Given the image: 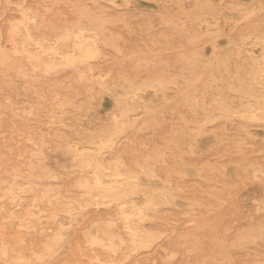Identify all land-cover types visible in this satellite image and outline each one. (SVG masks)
Instances as JSON below:
<instances>
[{"label": "rangeland", "instance_id": "374dc122", "mask_svg": "<svg viewBox=\"0 0 264 264\" xmlns=\"http://www.w3.org/2000/svg\"><path fill=\"white\" fill-rule=\"evenodd\" d=\"M30 1H17L18 6L23 8V12H26V6L28 12L31 10L30 14L26 12L30 18L25 15L27 18L24 20L22 17L25 13L20 15L21 8H16V0H9L7 5L6 0H0V55H2L0 56V108L4 110L7 108L3 110L5 113L0 109V235L4 236L8 245L17 251L27 250L37 245L42 248L50 247L49 250L52 253L43 264H87V262L92 264H264V0H101L102 2L95 0L96 4L94 0L92 3L91 0H81L83 4H86L83 5L84 8L80 0ZM52 1L56 2L54 6ZM22 2H26L30 8ZM44 2L51 7L44 6ZM125 2L128 3L125 4ZM57 3L60 4L55 7ZM73 5H77L80 12L79 10L77 12V8ZM42 6H44L43 10L47 11L46 15V12L41 9ZM12 7L16 8L15 11ZM82 8L87 11L85 12L87 17L84 12L80 14ZM32 10L36 13L34 16ZM92 14H95V17ZM80 15L82 21L79 19ZM83 16L85 17L82 18ZM96 16H100L102 20L101 18L98 20ZM35 17L37 20H34ZM90 18L94 19L93 23L97 22L92 25ZM7 20L12 25L8 24ZM19 20H24V23ZM35 21L39 25L42 23V27L39 28ZM50 21H53L55 26ZM49 23H52V26L48 25ZM20 24H23L25 28ZM73 24L77 25V28ZM89 25L95 28L90 27L93 30H88ZM43 26H46L47 30H44ZM36 28L39 33L44 32L41 33V37L38 36ZM56 28H58L57 32ZM80 29L82 34L76 32ZM97 29L104 30V33ZM10 30L16 31L13 33ZM52 31L58 35L54 33L57 35L54 37ZM7 32L11 35L10 38L6 36ZM69 34L76 35V38ZM95 34H98V37ZM26 35L33 40L28 42ZM51 35H53L51 40L53 41L54 38L55 41H53L54 45L51 40L48 41V39L50 43L47 44L48 42L44 39L51 38ZM65 37L68 44H65ZM68 37L72 40L70 41ZM55 38H59L57 45ZM24 40L27 42L24 43ZM63 40L65 45L62 44ZM90 41L94 44L92 45ZM104 41L107 47L104 46ZM35 42L40 44L41 48ZM76 42L79 44L82 42L83 46H80L81 44L77 46ZM71 43L74 48L77 46L78 53L77 51L75 53L76 49L72 50L73 47L69 45ZM60 44L67 45L64 48L65 51L62 49L64 46ZM49 45L54 46L53 48L57 46V50L62 47V50L58 52L56 49H51ZM36 46H38L37 49ZM89 46H93L94 51L91 54L95 52L99 54L95 55L96 58L90 54L92 48ZM18 47L20 51L21 48L24 49L22 50L24 54L30 50L29 57L27 54L21 55L22 52H19ZM32 48L35 54L31 51ZM39 49L42 54L48 53L47 55L44 53V56L40 54L44 61L42 56L41 58L38 56ZM66 49H69V52ZM47 50H53L54 55ZM70 50L74 51V54H70ZM86 50H89L90 55L85 52ZM36 51H39L38 57ZM64 52L67 55L66 60L69 61L64 62ZM55 53L59 57L55 56ZM100 54L106 57L103 59ZM72 55H75L74 58ZM23 57L24 59L27 57L30 62L24 61ZM51 60H54L53 64L49 62ZM59 60L60 63L63 60L59 64L60 68L56 64ZM75 60L79 64H76ZM86 60H88L87 64ZM40 61L43 66L41 69ZM46 62H48L47 65L50 64V67L46 65ZM69 62L74 67L69 66ZM32 63L37 65L30 66ZM48 68H53L50 69L52 73H46ZM95 68L96 71H93ZM90 69L92 70L89 71ZM79 72L82 73L81 77ZM23 77L25 79H22ZM79 79L80 82H78ZM105 81L106 84H104ZM133 84L135 88L132 87ZM117 85L121 87L118 88ZM115 86L118 89H125V92L114 89ZM52 91L56 93V96L52 93L55 98L51 95ZM62 91H66L65 94L68 96H65ZM116 94L121 97L118 98ZM123 94L127 100L122 97ZM48 95L52 98L50 99ZM64 97H67L68 102ZM8 101L11 106L8 105ZM69 102L75 106L70 105ZM58 103L63 104V106L58 105L59 108L62 106L61 110L57 107ZM64 105L69 108L65 109ZM28 108L33 112V115L29 112V117V113L26 112ZM8 109H11L13 113ZM10 112L14 114V117H11L13 115ZM53 112L56 113L53 114ZM52 115H54L53 118ZM47 119L53 121L47 122ZM54 131L57 135L53 133ZM28 137L33 140H28ZM82 140L88 141L89 148ZM89 140L92 141L89 142ZM30 150L37 155L34 152L32 154ZM71 154L75 157L74 159ZM34 155L38 158L35 159ZM98 158L103 162L107 161L109 165ZM22 159L25 164L33 160L30 161L31 166L28 163L26 167ZM34 159H38L39 163L37 161L35 163ZM113 161L118 162H115L116 165L114 163V167L110 165ZM99 162H102L103 166ZM77 164L78 170L75 169L78 167ZM84 164L89 169H86ZM124 164L125 169L132 171L131 173L123 169ZM22 167L29 170L25 168L26 171ZM80 167H83L82 170ZM41 168L45 170L42 172ZM107 168L110 170L107 171ZM84 169L94 170L96 180L92 177L93 172L89 174ZM113 169L115 174L111 172ZM68 174L71 176L68 177ZM130 174L132 179L128 177V175L131 177ZM103 175L108 177L105 179H108L110 183L104 180ZM119 175H122L121 179ZM116 176L120 180H117ZM99 181H103V184H99ZM21 183L23 185L20 186ZM38 184L40 186H37ZM32 187H36L33 192ZM50 188L51 192L53 189V192L57 191L56 194L50 193ZM43 190L45 192L47 190L46 193L43 192L44 195L41 194ZM84 190L85 194H83ZM58 192L62 195L59 193L56 196ZM89 193L93 196L91 197ZM34 194L36 200L33 198ZM44 196L47 198L44 199ZM74 198L77 201H74ZM84 198L87 200L82 201ZM54 199H60V201L55 202ZM64 200L72 201L62 203ZM89 200H91L90 203ZM126 202L130 206L126 205ZM59 203L64 207L67 206L64 209ZM41 207L46 211L45 213ZM55 209L58 210L55 211ZM39 212L43 218L39 216ZM20 214L27 215L23 216L27 217L25 222ZM60 217L61 220H59ZM29 219L32 220L29 221ZM48 219L52 220L51 224L46 223ZM43 223L49 224L48 227ZM58 224L64 227L57 228ZM99 224L102 226L100 227ZM42 225L43 227L46 225L47 228H43ZM35 226L41 228L37 229ZM29 228L36 231H31ZM49 228L53 231L51 232ZM139 234L142 235L139 236ZM48 235H51L50 238ZM153 235L155 237L158 235L160 238H155ZM29 236L35 237L30 239ZM109 254L113 256V260ZM108 258L112 262H107ZM93 260L96 263L92 262Z\"/></svg>", "mask_w": 264, "mask_h": 264}, {"label": "bare ground", "instance_id": "6f19581e", "mask_svg": "<svg viewBox=\"0 0 264 264\" xmlns=\"http://www.w3.org/2000/svg\"><path fill=\"white\" fill-rule=\"evenodd\" d=\"M6 1H7V3H5V4L7 5L9 0H6ZM17 1H18V0H16V2H17ZM20 1H21V0H20ZM25 1H27V0H25ZM28 1H30V0H28ZM35 1H36V0H35ZM43 1H44V0H43ZM43 1H40V2L42 3ZM46 1H47V0H46ZM57 1H58V0H56V2H57ZM60 1H61V0H60ZM60 1H59V2H60ZM77 1H78V0H77ZM77 1H76V3H77ZM80 1H81V0H80ZM84 1H85V0H84ZM89 1H90V0H89ZM100 1H101V0H100ZM108 1H109V0H108ZM111 1H113V0H111ZM111 1H110V2H111ZM114 1H115V0H114ZM125 1H126V0H125ZM163 1H164V0H163ZM4 2H5V1H4ZM4 2H2V3L4 4ZM30 2H31V1H30ZM30 2H29V3H30ZM49 2H50V0H49ZM56 2H55V3H56ZM65 2H66V4H68L67 1H65ZM82 2H83V1H81L80 3H82ZM90 2L92 3L93 1L91 0ZM101 2H102V1H101ZM110 2H109V3H110ZM161 2H162V1H161ZM11 3H12V2H11ZM22 3L27 4L26 2H22ZM46 3H47V2H44V3H43V4H45L44 6H47V5H48V7H51V6H49L48 3H47V4H46ZM53 3H54V2L52 1V4H53ZM55 3L53 4V6L55 5ZM61 3H62V2H61ZM69 3H70V2H69ZM94 3H95V0H94ZM111 3H112V2H111ZM127 3H128V2H125V4H127ZM9 4H10V3H9ZM20 4H21V3H20ZM31 4H32V3H31ZM50 4H51V3H50ZM52 4H51V5H52ZM59 4H60V3H59ZM59 4L57 3V5H56L55 7H57ZM95 4H96V3H95ZM95 4H93V5H95ZM97 4H98V3H97ZM12 5H13V4H12ZM14 5H15V4H14ZM14 5H13V6H14ZM18 5H19V4H18V2H17V7H16V5H15L14 7L19 8L20 6H18ZM27 5H28V4H27ZM38 5H39V4H38ZM79 5H80V4L78 3V7H80ZM83 5H86V4H85V3H84V4L82 3L81 6L84 8L85 6H83ZM112 5H113V4H112ZM8 6H9V5H8ZM8 6H7V7H8ZM10 6H11V4H10ZM10 6H9V7H10ZM44 6H42V8H41V7H40V8L43 10V7H44ZM74 6H75V5H73V7H74ZM76 6H77V5H76ZM76 6H75V7H76ZM126 6H127V5H126ZM9 7H8V8H9ZM28 7L30 8V5H28ZM33 7H34V5H33ZM35 7H38V6H35ZM75 7H74V8H75ZM78 7H76V8H77L76 11L80 9V8L78 9ZM98 7H99V6H98ZM3 8H4V6H3ZM8 8H7V10H8ZM12 8H13V7H12ZM16 8H15V9H16ZM20 8H21V7H20ZM25 8L28 10L27 6H26ZM46 8H47V7H46ZM74 8H73V9H74ZM83 8L81 9V10H82V12L80 13L81 15H82L83 12H84V13L87 12V11H85V9H83ZM1 9H2V8H1ZM13 9H14V8H13ZM15 9H14V11H15ZM31 9H32V8H31ZM48 9H49V8H48ZM50 9H51V8H50ZM55 9H56V8H55ZM55 9H54V11H55ZM73 9H72V10H73ZM22 10H23V8H21V11H20V12H22V13H21L20 15H23V13H25V14L23 15L24 17H22V18H23V19H24V18H27V17L30 18V16H28L27 13H26V12H28L29 10H28V11L25 10L26 12H23L24 10H23V11H22ZM39 10H40V9H39ZM46 10H47V9H46ZM52 10H53V9H52ZM74 10H75V9H74ZM2 11H3V10H2ZM32 11H33L32 13L35 12L34 10H32ZM56 11H57V9H56ZM101 11H102V10H101ZM20 12H19V13H20ZM30 12H31V10H30ZM30 12H28V13L30 14ZM36 12H37V11H36ZM43 12H46L45 15L47 14V11H44V10H43ZM50 12H51V11H50ZM77 12H78V11H77ZM79 12H80V10H79ZM98 12H99V11H98ZM5 13H6V12H5ZM40 13H41V11H40ZM40 13H39V14H40ZM48 13H49V11H48ZM51 13H52V12H51ZM51 13H50V14H51ZM84 13H83V14H84ZM100 13H102V12H100ZM1 14H2V13H1ZM15 14H16V12H15ZM35 14H36V13H34L33 16H34ZM86 14H87V13H85V16H86ZM89 14H90V13H89ZM18 15H19V14H18ZM25 15H27V17H26ZM42 15H44V13H43ZM81 15L79 16V19H80ZM92 15L95 17V14H92ZM37 16H38V15H37ZM40 16H41V15H40ZM40 16H39V17H40ZM47 16H48V15H47ZM50 16L52 17V15H50ZM85 16H83L82 18H84ZM12 17H13V15H12ZM20 17H21V16H20ZM41 17H42V16H41ZM48 17H49V16H48ZM86 17H87V16H86ZM88 17H89V15H88ZM91 17H92V16H91ZM94 17H93V18H94ZM97 17H98V16H96V18H97ZM5 18H7V17H5ZM13 18H14V17H13ZM22 18H20V19H22ZM29 18H28V19H29ZM35 18H36V17H35ZM44 18H45V17H44ZM76 18H77V17H76ZM99 18H101V17L99 16V17H98V20H99ZM33 19H34V18H33ZM52 19L54 20V18H52ZM55 19H56V18H55ZM85 19H86V18H85ZM88 19H89V18H88ZM24 20H25V19H24ZM24 20H21V21L19 20V21L24 23ZM31 20H32V19H30V21H31ZM34 20H37V18L34 19ZM56 20H57V19H56ZM80 20H81V19H80ZM86 20H87V19H86ZM86 20H83V21L85 22ZM101 20H102V18H101ZM101 20H100V21H101ZM108 20H109V18H108ZM4 21H5V20H4ZM4 21H2V22H4ZM26 21H27V19H26ZM30 21H29V22H30ZM38 21H39V19H38ZM48 21H49V20H48ZM57 21H59V20H57ZM76 21H77V23L80 24V22H79L78 20H76ZM81 21H82V20H81ZM89 21L92 22V21H94V19L92 20V19L90 18ZM95 21H96V20H95ZM2 22H1V23H2ZM7 22H8V20H7ZM7 22H5V23H7ZM12 22H14V20H12ZM16 22H17V21H15V23H16ZM20 22H18V23H20ZM31 22H33V21H31ZM31 22H30V23H31ZM35 22H36V21H35ZM41 22H42V18H41ZM50 22L53 23V21H50ZM90 22H88V23H90ZM96 22H97V21H96ZM96 22H95V23H96ZM10 23H11V22H10ZM10 23L8 22V24H10ZM18 23H17V24H18ZM42 23H43V22H42ZM42 23H41V25H42ZM52 23H51V24H52ZM55 23H56V22H55ZM57 23H58V22H57ZM57 23H56V24H57ZM95 23L92 22L91 24L93 25V24H95ZM102 23H103V22H102ZM31 24H32V23H31ZM35 24H38V22H36ZM44 24H45V23H44ZM51 24L49 23L48 25H51ZM70 24H72V23H70ZM75 24H76V22H75ZM79 24H78V26H79ZM83 24H84V23H83ZM11 25H12V23H11ZM20 25H21V24H20ZM20 25H19V26H20ZM38 25H39V24H38ZM41 25H39L38 27H39V28L42 27ZM46 25H47V24H46ZM52 25L55 26L54 23H53ZM52 25H51V26H52ZM73 25H74V24H73ZM97 25H98V24H97ZM97 25H96V26H97ZM19 26H18V29H19ZM21 26H23V24H22ZM21 26H20V27H21ZM25 26H26V25H25ZM61 26H62V25H61ZM61 26H60V27H61ZM65 26H66V25H65ZM70 26H72V25H70ZM74 26H75V25H74ZM74 26H73V29L76 30V28H77L76 26H77V25L75 26L76 28H74ZM80 26H81V25H80ZM9 27H10V25H9ZM12 27H14V26H12ZM38 27H37V28H38ZM45 27H46V26H43L44 30H45V29L47 30V28H45ZM85 27H86V26H85ZM87 27H88V26H87ZM90 27H92V26L89 25V27H88L89 29H88V30H93V29L95 28V26H93L94 28L92 27L93 29H92V28L90 29ZM101 27H102V26H101ZM3 28H4V27H3ZM10 28H11V27H10ZM23 28H25V27L23 26ZM37 28H36V30H37V32H38L39 30H38ZM61 28H62V27H61ZM61 28H60V31H61ZM66 28H67V27H66ZM66 28H65V29H66ZM70 28H71V27H70ZM78 28H80V27H78ZM81 28H82V27H81ZM97 28H99V25L97 26ZM62 29H64V27H63ZM6 30H7V29H6ZM24 30H25V29H23V31H24ZM34 30H35V29H34ZM36 30H35L34 32H36ZM40 30H41V29H40ZM52 30H53V27H52ZM54 30H55V27H54ZM84 30H85V28L83 29V32H84ZM97 30H101V31H102V29H97ZM10 31L13 32L12 30H10ZM15 31H16V30H15ZM15 31H14V32H15ZM20 31H21V30H20ZM42 31H43V30H42ZM49 31H50V30H49ZM57 31H58V28H56V32H57ZM60 31H59V32H60ZM73 31H74V30H73ZM101 31H99L100 34H102V32H103L104 30H103L102 32H101ZM14 32H13V33H14ZM17 32H18V31H17ZM47 32H48V31H47ZM56 32L52 31L53 35H54V33H56ZM61 32H62V31H61ZM69 32H70V31H69ZM76 32H77V33L79 32L80 34L83 33V32L81 33V29H80V31L77 30ZM30 33H31V32H30ZM38 33H39V32H38ZM41 33H44V32H41V31H40L39 35H38V34H37V35L40 36ZM49 33H51V32H49ZM71 33H73V32L71 31ZM103 33H104V32H103ZM3 34H4V32H3ZM3 34H2V35H3ZM5 34H8V35H6L7 37L11 36V35H9L8 32L5 33ZM15 34H16V33H15ZM15 34H14V35H15ZM25 34H27V33H26V30H25ZM32 34H33V33H32ZM32 34H31V35H32ZM56 34L58 35V33H56ZM56 34H55V35H56ZM63 34H66V33L63 32ZM67 34H68V33H67ZM21 35H22V34H21ZM43 35H44V34H43ZM53 35H51V38H49V37L46 38V37H45L44 39H46V41L49 39L48 41H50V40L52 39V36H53ZM55 35H54V37L57 36V35H56V36H55ZM95 35H96V34H95ZM97 35H98V34H97ZM97 35H96V37H98ZM102 35H103V34H102ZM29 36H30V35H29ZM41 36H42V35H41ZM41 36H40V37H41ZM44 36H45V35H44ZM44 36H43V37H44ZM49 36H50V35H49ZM61 36H62V35H61ZM69 36H71V37H75L76 35L74 36V35H72V34H69ZM81 36H82V35H81ZM2 37H3V36H2ZM7 37H6V38H7ZM35 37H36V36H35ZM43 37H42V38H43ZM66 37H67V36H66ZM66 37H65V39H66ZM77 37H80V36H77ZM101 37H102V36H101ZM106 37H107V36H106ZM9 38H10V37H9ZM30 38H31V36H30ZM42 38H41V39H42ZM63 38H64V37L62 36V39H63ZM75 38H76V37H75ZM75 38H74V39H75ZM99 38H100V36H99ZM99 38H98V39H99ZM3 39H4V37H3ZM20 39H21V37H20ZM24 39H25V38H24ZM28 39H29V37L26 35V40H27L28 42H29L30 40H33V39H29V40H28ZM44 39H43V40H44ZM58 39H59V38H57V39L55 38V40H57L56 43H55L56 45H57V43H58ZM68 39H69V37H68ZM70 39L72 40V38H70ZM70 39H69V40H70ZM98 39H97V40H98ZM105 39H106V38H105ZM16 40H17V39H16ZM18 40H19V38H18ZM26 40H24V43H25ZM43 40H42V41H43ZM71 40H70V41H71ZM97 40H96V41H97ZM99 40H100V39H99ZM102 40H103V39H102ZM108 40H110V39H108ZM108 40H105V41H108ZM9 41L11 42L10 39H9ZM27 41H26V42H27ZM48 41H47V42H48ZM51 41H52V40H51ZM53 41H54V38H53ZM53 41H52V42H53ZM67 41H68V40L66 39V42H67ZM75 41H78V40L75 39ZM85 41H86V40H85ZM91 41H92V40H91ZM91 41H90V43L93 45L94 42H95V39H94V42H93V43H92ZM100 41H101V40H100ZM105 41H104V46L106 45ZM10 42H9V43H10ZM20 42H22V41H20ZM40 42H41V41H40ZM43 42H45V41H43ZM43 42H42V43H43ZM54 42H55V41H54ZM54 42H53V45H54ZM66 42H65V44H68V42H67V43H66ZM73 42H74V40H73ZM86 42H87V41H86ZM97 42H98V41H97ZM97 42H96V43H97ZM110 42H111V41H110ZM6 43H7V41H6ZM22 43H23V42H22ZM22 43H21V44H22ZM31 43H33V42H31ZM35 43H36V42H35ZM35 43H34V45H35ZM42 43H41V44H42ZM49 43H50V42H48L47 44H49ZM69 43H70V42H69ZM74 43H75V42H74ZM84 43H85V42H84ZM101 43H102V42H100V44H101ZM107 43H108V42H107ZM11 44H12V43H11ZM11 44H10V45H11ZM29 44H30V43H29ZM29 44H28V45H29ZM36 44H37V43H36ZM43 44H44V43H43ZM62 44H64V40L62 41ZM62 44H60V45H61V46H64V45H65V44H64V45H62ZM76 44H78L77 46H79L80 44H81L80 46H83V43H82V42H81L80 44L76 42ZM86 44H87V43H86ZM86 44H85V45H86ZM10 45H9V46H10ZM25 45H26V44H25ZM25 45H24V46H25ZM37 45L40 46V44H37ZM51 45H52V44H51ZM56 45H55V46H56ZM69 45L72 46V43L69 44ZM88 45H89V43H88ZM88 45H87L86 47H88ZM97 45H98V44H97ZM11 46L13 47V44H12ZM49 46H50V45H49ZM58 46H59V45H58ZM66 46H67V45H66ZM66 46H64L63 48L61 47V48L64 49ZM70 46H68V47L71 48ZM77 46H75V48L72 46V47H73L72 50H73V49H76ZM102 46H103V44L101 45V47H102ZM21 47H23V45H21ZM25 47H26V46H25ZM30 47H32V46H30ZM37 47H38V46H36V49H37ZM44 47H45V46H44ZM47 47H48V46H47ZM50 47H52V46H50ZM53 47H54V46H53ZM53 47H52L51 49H56V50H57V46H56L55 48H53ZM89 47H90V46H89ZM101 47H100V48H101ZM106 47H107V45H106ZM15 48H16V47H15ZM23 48H24V47H23ZM28 48H29V46H28ZM40 48H41V46H40ZM61 48H60V50H62ZM81 48H83V47H81ZM90 48H92V50H91ZM90 48H89V49H90V54H91L94 50H93V46L90 47ZM96 48H97V47H96ZM96 48H95V49H96ZM0 49H1V46H0ZM2 49H3V48H2ZM18 49H19V47H18ZM25 49H26V48H25ZM30 49H31V48H30ZM48 49H50V48H48ZM86 49H87V48H86ZM22 50H24V49L21 48V51H20V49H19V52H22V54H21V53H19V54H21V55H23V56H25V54H27V56H28V53L30 54V52H29L30 50L27 51V52L25 51V52H26L25 54L23 53ZM39 50H40V53H39V51H36V52H37V53H36V56H37L38 53H39L38 56H40V54H42V53H41V52H42L41 49H39ZM60 50H57V51L59 52ZM66 50H67V49H66ZM72 50H70V54L74 52V51L71 52ZM77 50H78V49L75 50V53H76ZM98 50L100 51V49H98ZM98 50H96L97 53H98ZM101 50L103 51V49H101ZM0 51H1V50H0ZM14 51H15V50H14ZM31 51L34 53L33 48H32ZM43 51H44V50H43ZM45 51H46V49H45ZM47 51L53 52V50H52V51H51V50H47ZM57 51H56V52H57ZM64 51H65V49H64ZM67 51L69 52V49H68ZM88 51H89V50H86L85 52L87 53ZM15 52H16V51H15ZM58 52H57V53H58ZM62 52H63V51H62ZM83 52H84V50H83ZM103 52H104V51H103ZM13 53H14V52H13ZM33 53H31V54H33ZM44 53H45V52H44ZM44 53L42 54L43 56H44ZM57 53H55V56H58V55H56ZM77 53H78V51H77ZM86 53H85V54H86ZM100 53H101V51H100ZM0 54H1V52H0ZM10 54H12V53H10ZM34 54H35V53H34ZM45 54L47 55L48 53H45ZM50 54H52V53H50ZM50 54H49V55H50ZM59 54H60V53H59ZM65 54H66V53L64 52V56H65L64 58H65V60L62 58V59L64 60V62H65V61H69V60H66V56H67V55H65ZM67 54H68V53H67ZM70 54H69V55H70ZM73 54H74V53H73ZM82 54H83V53H82ZM82 54H81V55H82ZM88 54H89V52H88ZM90 54H89V55H90ZM17 55H18V54H17ZM17 55H15V56H17ZM21 55H20V56H21ZM42 55H41V56H42ZM53 55H54V52H53ZM69 55H68V56H69ZM77 55H80V54H77ZM77 55H76V56H77ZM91 55H94V56H95V55H97V54H96V52H95V53H93V54H91ZM98 55H99V54H98ZM98 55H97V56H98ZM100 55H101V54H100ZM103 55H104V54H103ZM0 56H2V55H0ZM4 56H6V55L4 54ZM13 56H14V55H13ZM31 56H32V55H31ZM38 56H37V57H38ZM41 56H40L39 58H41ZM43 56H42V59H43ZM73 56H75V55H72V58H74ZM97 56H95V58H96ZM28 57H29V56H28ZM46 57H47V56H46ZM48 57H49V56H48ZM50 57H52V56H50ZM58 57H59V56H58ZM78 57H80V56H78ZM101 57L103 58L104 56L101 55ZM105 57H106V56H105ZM105 57H104V58H105ZM5 58H6V57H5ZM18 58H20V57H18ZM31 58H32V57H31ZM53 58H54V57H53ZM53 58H52V59H53ZM55 58H57V57H55ZM68 58L70 59L71 57H68ZM90 58H93V57H90ZM95 58H93V59H95ZM104 58H103V59H104ZM1 59H2V57H1ZM22 59H23L24 61L30 62V61L28 60L27 57H25V59H24V57H23ZM22 59H21V60H22ZM26 59H27V60H26ZM34 59H35V58H34V55H33V60H34ZM48 59H49V58H48ZM75 59H76V58H75ZM31 60H32V59H31ZM38 60H40V59H38ZM54 60H55V59H54ZM54 60H53V61H54ZM60 60H61V58H60ZM60 60H59V63H56V64L58 65L57 67H59V68H60L59 64H61V63L63 62V60H62L61 63H60ZM91 60H92V59H91ZM43 61H44V59H43ZM53 61L51 60V61H49V62H51V63L53 64ZM57 61H58V58H57ZM72 61H73V60H72ZM87 61H88V60H86V64H87ZM27 62H26V64H27ZM32 62H33V61H32ZM74 62H76V60H75ZM74 62H73L72 64H74ZM22 63H23V62H22ZM37 63L39 64L38 61H37ZM40 63H41V61H40ZM43 63H44V62H43ZM69 63H70V62H69ZM69 63H68V64H69ZM77 63L79 64V62H76V64H77ZM7 64H8V63H7ZM13 64H14V62H13ZM44 64H45V63H44ZM44 64H43V65H44ZM47 64H48V62H46V65H47ZM66 64H67V63H66ZM80 64H82V63H80ZM28 65H29V63H28ZM36 65H37V64H36ZM36 65H33V63H32L30 66H36ZM49 65H50V64H49ZM49 65H47V66H49ZM2 66H3V65H2ZM26 66H27V65H26ZM38 66H39V65H38ZM40 66H42V63H41ZM44 66H45V65H44ZM51 66H52V65H51ZM69 66H73V65H71V63H70ZM77 66H78V65H77ZM77 66H76L75 68H77ZM83 66H84V65H83ZM22 67H23V65H22ZM45 67H46V66H45ZM45 67H44V69H45ZM49 67H50V66H49ZM55 67H56V65H55ZM55 67H53V68H55ZM57 67H56V68H57ZM61 67H62V65H61ZM63 67H64V66H63ZM73 67H74V66H73ZM23 68L25 69V67H23ZM30 68H31V67H30ZM33 68H34V67H32V69H33ZM41 68H43V66L40 67V69H41ZM53 68H52V69H53ZM56 68H55V69H56ZM59 68H58V69H59ZM67 68H69V67H67ZM79 68H80V67H79ZM81 68H82V66H81ZM87 68H88V67H87ZM91 68H92V66H91ZM1 69H2V67H1ZM32 69H31V70H32ZM37 69H38V68H37ZM50 69H51V68H50ZM50 69L48 68L46 73H48V72H49V73H52V72H51L52 69H51V70H50ZM73 69H74V68H73ZM73 69H71V70L74 71ZM48 70H49V71H48ZM56 70H57V69H56ZM56 70H55V71H56ZM80 70H81V69H80ZM82 70H83V69H82ZM87 70H88V69H87ZM91 70H92V69H90L89 71H91ZM98 70H99V69H98ZM16 71H17V70H16ZM32 71H33V70H32ZM34 71H36V70H34ZM37 71H38V70H37ZM37 71H36V72H37ZM39 71H40V70H39ZM93 71H96V68H95V70H93ZM25 72H26V71H25ZM40 72H41V71H40ZM74 72H75V71H74ZM110 72H112V71H110ZM7 73H8V71H7ZM18 73H19V72H18ZM79 73H80V74H79ZM79 73H78V74H79L80 77H81V74H82V73H81V72H79ZM89 73L91 74V72H89ZM20 74H21V73H20ZM24 74H25V73H24ZM27 74H28V73L26 72V75H27ZM30 74H31V73H30ZM69 74H70V73H69ZM73 74L75 75V73H73ZM76 74H77V72H76ZM83 74H85V73H83ZM32 75H33V74H32ZM34 75H35V74H34ZM87 75H88V74H87ZM116 75H117V74H116ZM17 76H18V74H17ZM22 76H23V75H22ZM37 76H38V74H37ZM43 76H44V75H43ZM71 76H72V75H70V77H71ZM105 76H106V75H104V77H105ZM117 76H118V75H117ZM19 77H20V76H19ZM80 77H79V78H80ZM86 77H87V76H86ZM98 77H99V75H98ZM104 77H103V78H104ZM108 77H109V76H108ZM121 77H122V76H121ZM28 78H29V77H28ZM91 78H92V77H91ZM101 78H102V77H101ZM0 79H1V78H0ZM22 79H25V78L23 77ZM22 79H21V80H22ZM34 79H35V78H34ZM77 79H78V78H77ZM87 79H88V78H87ZM107 79H108V78H107ZM124 79H125V78H124ZM15 80H16V79H14V81H15ZM18 80H19V79H18ZM71 80H72V79H71ZM73 80H74V79H73ZM83 80H84V79H83ZM111 80H112V79H111ZM122 80H123V79H122ZM14 81H13V82H14ZM16 81H17V80H16ZM106 81H107V80H106ZM106 81H105L104 84L107 83ZM112 81H114V79H113ZM13 82H12V83H13ZM22 82H23V81H22ZM33 82H34V81H33ZM36 82H37V80H36ZM71 82H72V81H71ZM71 82H70V83H71ZM76 82H77V81H76ZM78 82H80V79H79ZM78 82H77V83H78ZM81 82H82V81H81ZM87 82H90V81H87ZM125 82H126V81H125ZM30 83H31V82H30ZM108 83H109V82H108ZM112 83H113V82H112ZM117 83H118V82H117ZM35 84H36V83H35ZM81 84H82V83H81ZM27 85H28V84H27ZM77 85H78V84H77ZM23 86H24V85H23ZM25 86H26V85H25ZM78 86H79V85H78ZM78 86H77V87H78ZM89 86H90V83H89ZM106 86H107V85H106ZM117 86H118V88H119L120 85H117ZM117 86H115L114 89H116ZM123 86H124V85H123ZM130 86H131V85H130ZM26 87H27V86H26ZM35 87H36V86H35ZM67 87H69V85H67ZM104 87H105V86H104ZM112 87H114V86H112ZM120 87H121V86H120ZM132 87L135 88V87H134V84H133ZM22 88H23V87H22ZM79 88H80V87H79ZM118 88H117V89H118ZM129 88H131V87H129ZM31 89H32V88H31ZM59 89H60V88H59ZM72 89H73V88H72ZM82 89H83V88H82ZM91 89H92V88H91ZM110 89H111V87H110ZM114 89H111V90H114ZM117 89H116V90H117ZM120 89H121V88H120ZM120 89H118V90H120ZM127 89H128V88H127ZM127 89H126V91H127ZM131 89H132V88H131ZM131 89H129V90H131ZM61 90H63V89H61ZM69 90H70V88H69L68 90H66V91L68 92ZM86 90H87V89H86ZM121 90H123V89H121ZM132 90H133V89H132ZM8 91H9V90H8ZM21 91H22V90H21ZM66 91H64V92L62 91V93L65 94ZM83 91H85V90H83ZM123 91L125 92V89H124ZM10 92H11V91H10ZM32 92H33V90H32ZM58 92H59V91H58ZM85 92H86V91H85ZM116 92H117V91H116ZM128 92H132V91H128ZM33 93H34V92H33ZM52 93H53V91L51 92V95H53V94L55 95V94H56V93H53V94H52ZM119 93H120V92H119ZM132 93H133V92H132ZM48 94L50 95V93H48ZM64 94H62V95H64ZM85 94H86V93H85ZM127 94H128V93H127ZM130 94H131V93H130ZM26 95H27V94H26ZM49 95H48V96H49ZM54 95H53V97H54ZM57 95L59 96V94H57ZM66 95L68 96V94H65V96H66ZM76 95H77V94H76ZM116 95H118V94H116ZM32 96H33V94H32ZM55 96H56V95H55ZM49 97H50V99L52 98L51 96H49ZM49 97H48V98H49ZM120 97H121V96L118 95V98H120ZM122 97H124V99L127 100V99L125 98L124 94H123ZM54 98H55V97H54ZM62 98H63V96H62ZM64 98H66V100H65V99H63V100H65L66 102H68V101H67V97H64ZM56 99H57V98H56ZM121 99H122V98H121ZM124 99H122V100H124ZM4 100H5V99H4ZM53 100H54V99H53ZM122 100H121V101H122ZM5 101H6V100H5ZM69 101H70V100H69ZM189 101H190V100H189ZM8 102H9V101H8ZM8 102H7V103H8ZM51 102H52V101H50V103H51ZM53 102H54V101H53ZM55 102H57V101L55 100ZM58 102H60V101H58ZM122 102H123V101H122ZM61 103H64V102H61ZM61 103H58V104H57V107H58V108H59L58 105H60ZM69 103H70V105H73V104H71V102H69ZM69 103H68V106H69ZM188 103H189V102H188ZM188 103H187V104H188ZM51 104H52V103H51ZM51 104H50V105H51ZM8 105H10V102H9ZM47 105H48V104H47ZM50 105H48V106H50ZM61 105L63 106V104H61ZM65 105H67V103H66ZM65 105H64V107H65ZM10 106H11V105H10ZM53 106H54V105H53ZM62 106H61V107H62ZM73 106H75V105H73ZM192 106H193V105H192ZM192 106H191V107H192ZM0 107H1V106H0ZM4 107H5V106H4ZM31 107H32V106H31ZM46 107H47V106H46ZM55 107H56V106H55ZM55 107H53V108L56 109ZM61 107L59 108L60 110H61ZM66 107H67V106H66ZM66 107H65V109H68V108H69V107H67V108H66ZM124 107H125V106H124ZM189 107H190V106H189ZM10 108H11V107H10ZM33 108H34V107H33ZM58 108H57V109H58ZM127 108H128V107H127ZM0 109H2V111L4 110V108H0ZM6 109H7V108H6ZM6 109H5V110H6ZM48 109H49V108H48ZM48 109H47V110H48ZM51 109H52V108H51ZM51 109H50V110H51ZM74 109H75V107H74ZM128 109H129V108H128ZM5 110H4V111H5ZM8 110H10V111L13 113V111H12L11 109H8ZM8 110H7V112H8ZM31 110H33V109H31ZM60 110H59V111H60ZM122 110H123V109H122ZM0 111H1V110H0ZM4 111H3V112H4ZM62 111H63V110H62ZM123 111H125V110H123ZM11 112H10V113H11ZM24 112H25V111H24ZM24 112H23V113H24ZM26 112H27V113L31 112L32 115H33V112L30 111L29 108H28V110H26ZM120 112H122V111H120ZM4 113H5V112H4ZM4 113H3V114H4ZM12 113H11V115H13V116H11V117H14V114H12ZM14 113H17V112H14ZM21 113H22V112H21ZM45 113H46V111H45ZM54 113H56V112H53V114H54ZM59 113H60V112H59ZM123 113H124V112H123ZM128 113H130V112H128ZM128 113H127V114H128ZM50 114H51V113H50ZM65 114H66V113H65ZM47 115H48V114H47ZM58 115H59V114H58ZM61 115H62V114H61ZM2 116H3V115H2ZM17 116H18V115H17ZM29 116H30V113L28 114V117H29ZM44 116H45V114H44ZM53 116H54V115H52L51 117L53 118ZM62 116H63V115H62ZM5 117H6V116H5ZM28 117H27V118H28ZM34 117H35V116H34ZM8 118H9V116L7 117V119H8ZM16 118H17V117L15 116V119H16ZM45 118H46V117H45ZM52 118H50V119H52ZM55 118H56V117H55ZM55 118H54V119H55ZM60 118H61V117H60ZM60 118H59V119H60ZM5 119H6V118H5ZM11 119H12V118H11ZM22 119H23V118H22ZM35 119H36V117H35ZM48 119H49V117H48ZM48 119H47V122H50L51 120H48ZM123 119H124V118H123ZM128 119H130V118H128ZM131 119H132V118H131ZM56 120H57V119H56ZM8 121H10V120H8ZM8 121H7V122H8ZM13 121H14V120H13ZM20 121H21V119H20ZM52 121H53V120H52ZM52 121H51V122H52ZM124 121H125V119H124ZM10 122H12V121H10ZM126 122H127V121H126ZM133 122H134V121H132V123H133ZM17 123H18V121H17ZM39 123H41V122L39 121ZM122 123L125 124V122H123V120H122ZM129 123H130V122H129ZM132 123H131L130 125H132ZM134 123H135V122H134ZM37 124H38V122H37ZM116 124H117V123H116ZM118 124H119V123H118ZM120 124H121V123H120ZM135 124H136V123H135ZM43 125H44V124H43ZM128 125H129V124H127V126H128ZM31 126H32V125H31ZM53 126H55V125L53 124ZM53 126L50 125V127H52V128H53ZM64 126H65V125H64ZM123 126H124V125H123ZM12 127H13V126H12ZM57 127H58V126H57ZM116 127H117V126H116ZM118 127H119V126H118ZM120 127H121V125H120ZM122 128H123V127H122ZM25 129H27V127H26ZM25 129H23V130L25 131ZM50 129H51V128H50ZM14 131H15V130H14ZM27 131H28V130H27ZM58 131H59V130H58ZM16 132H17V131H16ZM16 132H15L14 134H16ZM20 132H21V131H20ZM60 132H61V131H60ZM17 133H18V132H17ZM23 133H24V132H23ZM28 133H30V131H29ZM53 133L56 134L55 131H54ZM53 133H52V134H53ZM24 134H25V133H24ZM31 134H32V133H31ZM33 134L35 135V132H34ZM28 135H29V137H30V134H28ZM28 135H27V136H28ZM41 135H42V134H41ZM56 135H57V134H56ZM103 135H104V134H103ZM24 136H25V135H24ZM39 136H40V135H39ZM42 136H43V135H42ZM42 136H41V137H42ZM44 136H45V135H44ZM46 136H47V135H46ZM53 136H54L53 138H55V135H54V134H53ZM101 136H102V135H101ZM104 136H105V135H104ZM19 137H20V136H19ZM25 137H26V136H25ZM29 137H28V138H29ZM56 137H57V136H56ZM26 138H27V137H26ZM44 138H46V137H44ZM57 138H58V137H57ZM90 138H91V136H90ZM9 139H10V138H9ZM48 139H50V138H48ZM83 139H84V138H83ZM92 139H93V138H92ZM98 139H99V137H98ZM25 140H27V139H25ZM28 140H30V138H29ZM28 140H27L26 142H28ZM32 140H33V139H31L30 141H32ZM37 140H38V139H37ZM52 140H54V139H52ZM56 140H57V139H56ZM104 140H105V138H104ZM44 141H45V140H44ZM50 141H51V140H50ZM82 141H83V140H82ZM84 141H85V140H84ZM84 141H83V142H84ZM90 141H92V140H89V142H90ZM93 141H94V139H93ZM12 142H13V141H12ZM24 142H25V141H24ZM26 142H25V143H26ZM40 142H41V141H40ZM47 142H48V144H50L49 141H47ZM47 142H46V143H47ZM87 142H88V141H85L84 144H87V145H88L87 147L89 148V144H88ZM100 142H101V140H100ZM100 142H99V143H100ZM51 143H52V142H51ZM95 143H96V142H94V144H95ZM48 144H47V145H48ZM68 144H69V142H68ZM102 144H104V143H102ZM106 144H107V143H106ZM19 145H20V144H19ZM19 145H18V146H19ZM40 145H41V143H40ZM44 145H46V144H44ZM90 145H91V144H90ZM107 145H108V144H107ZM33 146H34V145H33ZM38 146H39V144H38ZM42 146H43V145H42ZM56 146H57V144H56ZM100 146H101V145H100ZM20 147H21V146H20ZM40 147H41V146H40ZM40 147H39V149H40ZM46 147H47V146H46ZM48 147H49V145H48ZM48 147H47V148H48ZM57 147H58V146H57ZM57 147H56V148H57ZM91 147H92V146H91ZM98 147H99V146H98ZM101 147H102V146H101ZM16 148H17V147H16ZM36 148H37V147H36ZM83 148H84V147H82V149H83ZM108 148H109V147H108ZM0 149H1V148H0ZM37 149H38V148H37ZM49 149H50V148H49ZM54 149H55V148H54ZM59 149H60V148H59ZM66 149H67V147H66ZM69 149H70V146H69ZM71 149H72V147H71ZM3 150H4V149H3ZM18 150H19V149H18ZM25 150H26V149H25ZM46 150H47V149H46ZM27 151H29V150H27ZM63 151H64V150H63ZM79 151H80V150H79ZM14 152H15V151H14ZM30 152H32V151L30 150ZM33 152H34V151H33ZM33 152H32V154H33ZM67 152H68V151H67ZM70 152H71V151H70ZM70 152H69V153H70ZM80 152H81V151H80ZM10 153H11V152H10ZM26 153H27V152H26ZM34 153L36 154V152H34ZM64 153H65V152H64ZM71 153H72V152H71ZM29 154L31 155V153H29ZM78 154H81V153H78ZM92 154H95V153H92ZM23 155H24V154H23ZM30 155H29V156H30ZM36 155H37V154H36ZM68 155H69V154H68ZM71 155H72V154H71ZM82 155H83V154H82ZM95 155H96V154H95ZM16 156H17V155H16ZM20 156H21V155H20ZM83 156H84V155H83ZM83 156H82V157H83ZM100 156H101V155H100ZM9 157H10V156H9ZM32 157H33V155H32ZM32 157H30V158H32ZM41 157H42V156H41ZM72 157H73V155H72ZM97 157H98V156H97ZM20 158H21V157H20ZM34 158L36 159V158H38V157H35V155H34ZM74 158H75V157H73V159H74ZM86 158H87V157H86ZM5 159H6V158H5ZM35 159H34V160H35ZM80 159H81V158H80ZM95 159H96V158H95ZM98 159H99V158H98ZM116 159H117V160H120V159H118V158H116ZM11 160H12V159H11ZM11 160H10V161H11ZM27 160H28V159H26V161H27ZM70 160H71V159H70ZM82 160H83V159H82ZM86 160H88V159H86ZM99 160L103 162V160H101V159H99ZM106 160H107V159H106ZM13 161H14V160H13ZM22 161H23L24 164H25L24 159H22ZM30 161H33V160H30ZM30 161L28 162V163H29V166H31V165H30ZM36 161L38 162V159L35 160V163H36ZM83 161H84V160H83ZM89 161L92 163L91 158H89ZM89 161H87V162H89ZM6 162H7V161H6ZM76 162H77V160H76ZM79 162H80V161H79ZM85 162H86V161H85ZM85 162H83V163H85ZM94 162H96V161H94ZM102 162H99V163L102 164V166H103V163H105V162H106L105 164H108V165H109V163H107V161H104L103 163H102ZM115 162H117V161H113V164L110 163V165H112V166L114 167V163H115ZM121 162H122V161H121ZM4 163H5V162H4ZM18 163H19V162H18ZM18 163H17V164H18ZM20 163L23 164L22 162H20ZM28 163H26L25 166H26ZM33 163H34V162H33ZM35 163H34V164H35ZM38 163H39V162H38ZM81 163H82V161H81ZM91 163H90V164H91ZM117 163H118V162H117ZM117 163H115V165H116ZM122 163H123V162H122ZM1 164H2V163H1ZM8 164H9V163H8ZM10 164H11V163H10ZM21 164H20V165H21ZM34 164H33V165H34ZM40 164H41V163H40ZM78 164H79V163H78ZM78 164H77V165H78ZM96 164H97V163H96ZM101 164H100V165H101ZM120 164H121V163H120ZM120 164H119V165H120ZM12 165H13V164H12ZM87 165H88V164H87ZM119 165H117V166H119ZM146 165H147V163H146ZM5 166H6V164H5ZM29 166H28V167H29ZM75 166H76V165H75ZM84 166H85V164H84ZM89 166H90V165H89ZM91 166H92V165H91ZM98 166H99V164H98ZM112 166H111V167H112ZM129 166H130V165H129ZM9 167H10V166H9ZM26 167H27V166H26ZM26 167H25V168H26ZM42 167H43V163H42ZM85 167H86V166H85ZM108 167H109V166H108ZM113 167H112V168H113ZM17 168H18V167H17ZM22 168H24V167H22ZM25 168H24V169H25ZM77 168H79V165H78V167H76L75 169L78 170ZM82 168H83V167H82ZM82 168L80 167L81 170H82ZM87 168H88V167H86V169H87ZM95 168H97V167L95 166ZM101 168H102V167H101ZM101 168H100V170H101ZM121 168H122V167H121ZM126 168H127V165H126ZM26 169H27V168H26ZM26 169H25V170H26ZM30 169H31V168H30ZM63 169H64V168H63ZM86 169H84V170L86 171ZM88 169H89V168H88ZM98 169H99V168H98ZM98 169H97L96 171H98ZM107 169H108V168H107ZM107 169H103V170L106 171ZM114 169H115V168H114ZM114 169H113V171H111V172H114ZM117 169H119V168H117ZM123 169H124L125 171H128V172H129L128 169H125V164H124ZM15 170H16V169H15ZM25 170H24V172H25ZM27 170H29V169H27ZM27 170H26V171H27ZM34 170H35V168H34ZM34 170H32V171L34 172ZM36 170H37V169H36ZM41 170H42V168H41ZM43 170H45V169L43 168ZM43 170H42V172H43ZM46 170L49 171L48 169H46ZM64 170H65V169H64ZM64 170H63V171H64ZM69 170H72V169H69ZM76 170H75V171H76ZM81 170H80V171H81ZM109 170H110V169H108L107 171H109ZM139 170H140V168H139ZM11 171H12V170H11ZM17 171H18V170H17ZM32 171H31V172H32ZM38 171L40 172V169H38ZM67 171H68V170H67ZM67 171H66V172H67ZM87 171H88V170H87ZM87 171H86V172H87ZM115 171H116V170H115ZM36 172H37V171H36ZM44 172H46V171H44ZM49 172H51V171H49ZM89 172H93V173H92V174H93L92 177L95 178L94 170L88 171V173H89ZM99 172H100V171H99ZM101 172H103V171H101ZM131 172H132V171H131ZM131 172H129V173H131ZM26 173H27V172H26ZM46 173H47V175H49L48 172H46ZM51 173H52V172H51ZM60 173H61V171H60ZM64 173H65V172H64ZM78 173L80 174L81 172H78ZM78 173H77V174H78ZM107 173H108V172H107ZM117 173H118V172H117ZM117 173H116V174H117ZM138 173H139V172H138ZM4 174H5V173H4ZM34 174H35V173H34ZM43 174H44V173H43ZM52 174H53V173H52ZM74 174H75V173H74ZM89 174H90V173H89ZM102 174H103V173H102ZM105 174H106V173H105ZM113 174H115V172H114ZM6 175H7V174H6ZM6 175H5V176H6ZM21 175H22V174H21ZM23 175H24V174H23ZM38 175H39V174H38ZM54 175H55V174H54ZM81 175H82V174H81ZM84 175H85V174H84ZM99 175H101V174H99ZM124 175L126 176V174H124ZM124 175H123V176H124ZM130 175H131V174H130ZM8 176H9V175H8ZM35 176H36V175H35ZM67 176L69 177V176H71V175L68 174ZM67 176H66V177H67ZM75 176H76V175H75ZM97 176H98V172H97ZM107 176H108V174H107ZM119 176H120V175H119ZM1 177H2V176H1ZM3 177H4V175H3ZM29 177H30V176H29ZM39 177H40V176H39ZM46 177H48V176H46ZM46 177H45V178H46ZM72 177H73V174H72ZM72 177H71V178H72ZM103 177H104V180H108V179H105V178H108V177H106V176H104V175H103ZM121 177H122V175L120 176V179H121ZM126 177H127V176H126ZM128 177L132 179V175H131V177L128 175ZM4 178H5V177H4ZM7 178H8V177H7ZM7 178H6V179H7ZM33 178H35L34 175H33ZM42 178H43V176H42ZM45 178H44V179H45ZM50 178H51V175H50ZM77 178H79V176H78ZM80 178H81V177H80ZM83 178H84V177H83ZM83 178H82V179H83ZM90 178H91V177H90ZM100 178H101V177H100ZM111 178H112V176H111ZM111 178H109L110 181H111ZM129 178H128V179H129ZM134 178H135V177H134ZM12 179H13V177H12ZM85 179H87V178H85ZM116 179H117V180H120V179L117 178V176H116ZM116 179H115V180H116ZM123 179H124V178H123ZM0 180H1V179H0ZM17 180H18V179H16V181H17ZM48 180H49V178H48ZM70 180H72V179H70ZM89 180L91 181L92 179H89ZM95 180H96V178H95ZM117 180H116V181H117ZM6 181H7V180H6ZM8 181H9V180H8ZM10 181H11V180H10ZM72 181H73V180H72ZM80 181H81V179H80ZM92 182H94V181H92ZM95 182H96V181H95ZM99 182H100V181H99ZM102 182H103V181H101L99 184H103ZM108 182H109V180H108ZM15 183H16V182H15ZM15 183H14V184H15ZM25 183H27V182H25ZM69 183H71V182H69ZM109 183H110V182H109ZM18 184H19V183H18ZM82 184H83V182H82ZM9 185H10V184H9ZM15 185H16V184H15ZM21 185H23V184L21 183L20 186H21ZM28 185H29V183H28ZM28 185H27V186H28ZM32 185H33V183H32ZM43 185H44V184H42V186H43ZM69 185H70V184H69ZM69 185H68V186H69ZM88 185H90V183H89ZM107 185H108V184H107ZM124 185H125V184H124ZM124 185H123V186H124ZM29 186H31V184H30ZM29 186H28V187H29ZM33 186H35V184H34ZM37 186H40V184H38ZM37 186H36V187H37ZM71 186H72V185H71ZM71 186H70V188H71ZM80 186H81V184H80ZM101 186H102V185H101ZM24 187H25V186H24ZM24 187H23V189H25ZM36 187H35V188H36ZM43 187H44V186H43ZM73 187H74V185H73ZM85 187H86V186H85ZM87 187H88V186H87ZM89 187H90V186H89ZM97 187H98V184H97ZM26 188H27V187H26ZM32 188H33V187H32ZM35 188H33L34 190H32V192L35 191ZM40 188H42V187H40ZM46 188H47V187H45V189H46ZM53 188H54V187H53ZM53 188H52V189H53ZM59 188H60V187H59ZM59 188H58V189H59ZM62 188H63V187H61V189H62ZM115 188H116V187H115ZM127 188H128V186H127ZM15 189H16V188H15ZM20 189H22V188H20ZM28 189H30V188H28ZM55 189L57 190V188H55ZM74 189H75V188H74ZM76 189H77V188H76ZM86 189H87V188H86ZM111 189L113 190V188H111ZM125 189H126V188H125ZM138 189H140V188L138 187ZM141 189H142V188H141ZM9 190H10V188H9ZM49 190H50V193H55V194H56V192H57L56 190H55L56 192H53L54 189H53V191L51 192V188H50ZM59 190H60V189H59ZM71 190H72V189H71ZM80 190H81V189H80ZM154 190H155V189H154ZM14 191H15V190H14ZM24 191H25V190H24ZM24 191H21V192H24ZM27 191H28V190H27ZM36 191H38V190H36ZM60 191H61V190H60ZM74 191H76V190H74ZM94 191H95V190H94ZM98 191H99V190H98ZM109 191L111 192V190H109ZM116 191H117V190H116ZM116 191H115V192H116ZM118 191H119V189H118ZM118 191H117V192H118ZM149 191H150V190H149ZM149 191H147V192L149 193ZM151 191H152V190H151ZM156 191H157V190H156ZM158 191H159V190H158ZM17 192H19V191H17ZM17 192H16V193H17ZM21 192H20V193H21ZM25 192H26V191H25ZM43 192H45V191L43 190V191L41 192V194H42ZM46 192H47V190H46ZM46 192H45V193H46ZM68 192H69V191H68ZM76 192H77V191H76ZM90 192H93V191H90ZM99 192H100V191H99ZM117 192H116V194H118ZM120 192H121V190H120ZM123 192H124V191H123ZM132 192H133V191H132ZM147 192H146V193H147ZM59 193H60V192H58L56 196H58ZM64 193H65V192H64ZM93 193L95 194V192H93ZM17 194H18V193H17ZM27 194H28V192H27ZM31 194H32V193H31ZM48 194H49V193H47V195H48ZM60 194L62 195V193H60ZM74 194H75V193H74ZM78 194H79V193H78ZM80 194H82V193H80ZM83 194H85V190H84V193H83ZM89 194H90V193H89ZM108 194H109V193H108ZM121 194H122V193H121ZM39 195H40V194H39ZM43 195H44V193H43ZM53 195H54V194H53ZM66 195H67V194H66ZM66 195H65V197H66ZM86 195H87V194H86ZM109 195H110V194H109ZM127 195H128V194H127ZM133 195H134V193H133ZM145 195H147V194H145ZM150 195H151V194H150ZM166 195H167V193H166ZM17 196H18V195H17ZM34 196H36V195L34 194V195H33V198H34ZM67 196H68V195H67ZM76 196H77V195H76ZM90 196L92 197L93 195L90 194ZM103 196H104V195H103ZM114 196H115V195H114ZM147 196H148V195H147ZM87 197H88V196H87ZM116 197H118V196L116 195ZM120 197H121V196H120ZM120 197H119V198H120ZM125 197H126V196H125ZM142 197H144V196H142ZM156 197L158 198L157 195H156ZM14 198H16V197H14ZM45 198H47V197L44 196V199H45ZM56 198H57V197H56ZM62 198H63V197L61 196V199H62ZM126 198H127V197H126ZM129 198H130V196H129ZM24 199H25V198H24ZM26 199H27V198H26ZM36 199H37V198H36ZM36 199L34 198V200H36ZM66 199H67V198H65V200H66ZM158 199H160V198H158ZM12 200H13V199H12ZM16 200H17V199H16ZM22 200H23V198H22ZM50 200H51V199H50ZM55 200H56V201H55ZM57 200H58V199H54L55 202H57ZM62 200H63V199H62ZM65 200L62 201V203H63V202H67V201H69V200H67V201H65ZM78 200H79V199H78ZM83 200H85V198L82 199V201H83ZM86 200H87V198H86ZM86 200H85V201H86ZM91 200H92V199H91ZM91 200H89V203H90ZM96 200H97V197H96ZM104 200H106V199H104ZM143 200H144V199H143ZM160 200H161V199H160ZM27 201H28V199H27ZM32 201H33V200H32ZM41 201H43V200H41ZM48 201H49V200H48ZM58 201H60V199H59ZM71 201H72V200H71ZM71 201H69V202L71 203ZM74 201H77L76 198H74ZM10 202H11V201H10ZM23 202H25V201L23 200ZM29 202H30V201H29ZM39 202H40V201H39ZM44 202H45V201H44ZM50 202H51V201H50ZM87 202H88V201H87ZM102 202H103V201H102ZM111 202H112V201H111ZM160 202L162 203V201H160ZM165 202H166V201H165ZM165 202H164V203H165ZM25 203H26V202H25ZM34 203H35V202H33V204H34ZM40 203H41V202H40ZM48 203H49V202H48ZM78 203H79V202H78ZM143 203H144V202H143ZM22 204H23V203H22ZM42 204H43V203H42ZM51 204H52V203H51ZM51 204H50V205H51ZM60 204H61V203H59V205H60ZM65 204H66V203H65ZM67 204H68V203H67ZM93 204H94V203H93ZM95 204H96V206H97V203H95ZM166 204H167V203H166ZM1 205H3V204H1ZM24 205H25V204H24ZM24 205H23V206H24ZM52 205H54V204H52ZM57 205H58V203H57ZM61 205H62V204H61ZM90 205H91V204H90ZM107 205H108V204H107ZM110 205H111V203H110ZM114 205H115V203H114ZM126 205H128L127 202H126ZM138 205H140V204H138ZM148 205H149V204H148ZM148 205H147V206H148ZM9 206H10V205H9ZM25 206H26V205H25ZM31 206H32V204H31ZM62 206H63V205H62ZM62 206H61V208H62ZM66 206H67V205H66ZM66 206H65V207H66ZM81 206H82V205H81ZM96 206H95V207H96ZM120 206H121V205H120ZM120 206H119V207H120ZM128 206H130V205H128ZM143 206H144V205H143ZM2 207H4V206H2ZM21 207H22V206H21ZM37 207H38V206H37ZM39 207H40V206H39ZM50 207H51V206H50ZM59 207H60V206H59ZM65 207L63 206L64 209H65ZM111 207H112V206H111ZM119 207H118V208H119ZM41 208H42L41 210L44 212L45 210H43V207H41ZM61 208H60V209H61ZM67 208H68V207H67ZM67 208H66V209H67ZM69 208H71V207H69ZM72 208H73V207H72ZM139 208H140V207H139ZM1 209H2V208H1ZM30 209H31V207H30ZM34 209H35V208H34ZM38 209H40V208H38ZM47 209H48V208H47ZM97 209L99 210L98 207H97ZM116 209H117V208H116ZM36 210H37V209H36ZM57 210H58V209H57ZM57 210L55 209V211H57ZM113 210H115V208H114ZM120 210H121V209H120ZM8 211H9V210H8ZM29 211H30V210H29ZM37 211H38V210H37ZM42 211H41V213H43ZM50 211H51V210H50ZM109 211H110V210H109ZM0 212H1V210H0ZM6 212H7V210H6ZM23 212H24V211H23ZM45 212H46V211H45ZM45 212H44V213H45ZM24 213H25V212H24ZM27 213H28V212H27ZM27 213H26V214H27ZM35 213H36V212H35ZM35 213H34V214H35ZM88 213H89V212H88ZM88 213H87V214H88ZM92 213H93V212H92ZM112 213H113V212H112ZM10 214H11V213H10ZM32 214H33V213H32ZM39 214H40V212H39ZM47 214H48V213H47ZM47 214H46V215H47ZM55 214H56V213H55ZM124 214H125V213H124ZM124 214H123V215H124ZM169 214H170V213H169ZM24 215H25V214H24ZM24 215H23V216H24ZM42 215H43V214H42ZM46 215H45V216H46ZM48 215H49V214H48ZM58 215H59V214H58ZM78 215H79V214H78ZM89 215H90V214H89ZM109 215H110V217L113 216V215L111 216V213H110ZM138 215H139V214H138ZM141 215H142V214H141ZM16 216H17V215H16ZM20 216H21V214H20ZM23 216H21V217L24 218V222H25V218L27 219V217H23ZM25 216H27V215H25ZM39 216L42 217L41 214H40ZM43 216H44V215H43ZM54 216H55V215H54ZM79 216H81V215H79ZM79 216H78V217H79ZM87 216H88V215H87ZM91 216H92V215H91ZM121 216H122V215H121ZM85 217H86V216H85ZM104 217H105V216H104ZM2 218H4V217H2ZM16 218H17V217H16ZM28 218H29V215H28ZM31 218H32V217H31ZM42 218H43V217H42ZM47 218H48V217H47ZM97 218H98V217H97ZM106 218H109V217H106ZM139 218H140V217H139ZM57 219H58V218H57ZM80 219H81V218H80ZM80 219H79V220H80ZM100 219H101V218H100ZM109 219H110V218H109ZM109 219H107V220H109ZM112 219H113V218H112ZM20 220H21V219H20ZM20 220H18V221L21 222ZM30 220H32V219H29V221H30ZM43 220H44V219H43ZM48 220H49V219H48ZM59 220H61V217H60ZM63 220H64V219H63ZM74 220H76V218H74ZM77 220H78V218H77ZM83 220H84V218H83ZM96 220H98V219H96ZM157 220H158V219H157ZM157 220H156V221H157ZM4 221H5V220H4ZM49 221H50V222H49ZM49 221L46 222V223L51 224V221H52V220H49ZM113 221H114V220H113ZM138 221H139V219H138ZM1 222H2V221H1ZM54 222H55V221H54ZM64 222H65V221H64ZM66 222L68 223V221H66ZM70 222H71V221H70ZM70 222H69V224H70ZM76 222H78V221H76ZM79 222H80V221H79ZM79 222H78V223H79ZM81 222H82V219H81ZM14 223H16V222L14 221ZM30 223H31V222H30ZM41 223H42V222H41ZM41 223H40V225H41ZM46 223H43V224H46ZM55 223L57 224L58 222H55ZM61 223H62V222H61ZM82 223H83V222H82ZM82 223H81V224H82ZM89 223H90V221H89ZM91 223H92V221H91ZM117 223H118V222H116V224H117ZM32 224H33V223H32ZM32 224H31V225H32ZM49 224H46L47 227H48ZM53 224H54V223H53ZM81 224H80V225H81ZM100 224H101V223H100ZM100 224H99V226H100ZM7 225H8V224H7ZM13 225H15V224H13ZM28 225H29V224H28ZM28 225H27V226H28ZM38 225H39V224H38ZM46 225L44 226L45 228H47ZM54 225H55V224H54ZM71 225H72V224H71ZM86 225H87V223H86ZM129 225H130V224H129ZM60 226H62V225H59V224H58V226H56V227L58 228V227H60ZM101 226H102V225H101ZM101 226H100V227H101ZM106 226H107V225H106ZM115 226H116V225H115ZM118 226H119V225H118ZM6 227H7V226H6ZM12 227H13V226H12ZM35 227H36L37 229H38V228H41V227H37V226H35ZM42 227H43V225H42ZM44 227H43V228H44ZM49 227H52V226H49ZM56 227H55V228H56ZM62 227H64V226H62ZM66 227H67V226H66ZM83 227H84V226H83ZM137 227H138V226H137ZM53 228H54V226H53ZM60 228H61V227H60ZM96 228H97V227H96ZM106 228H107V227H106ZM115 228H116V227H115ZM131 228H132V227H131ZM18 229H19V228H18ZM49 229H50V231L52 230V228H49ZM71 229H72V227H71ZM71 229H70V230H71ZM102 229H105V228H102ZM113 229H114V228H113ZM16 230H17V229H15V231H16ZM27 230H28V229H27ZM29 230L32 231L33 229L29 228ZM34 230L36 231V229H34ZM34 230H33V231H34ZM45 230H47V229H45ZM107 230H108V229H107ZM146 230H148V229H146ZM18 231H19V230H18ZM20 231H22V230H20ZM52 231H53V230H52ZM52 231H51V232H52ZM104 231H105V230H104ZM121 231H122V230H121ZM126 231H127V230H126ZM134 231H136V230H134ZM28 232H30V231H28ZM47 232H48V231H47ZM69 232H70V231H69ZM106 232H107V231H106ZM108 232H109V231H108ZM139 232H140V231H139ZM154 232L156 233V231H154ZM32 233H33V232H32ZM35 233H36V232H35ZM35 233H34V234H35ZM39 233H40V232H39ZM64 233H65V231H64ZM80 233H81V232H80ZM137 233H138V232H137ZM140 233H141V232H140ZM145 233H146V232H145ZM155 233H154V234H155ZM21 234H23V233H21ZM46 234H47V233H46ZM49 234H50V233H49ZM87 234H88V233H87ZM89 234H91V233H89ZM113 234H114V233H113ZM123 234H124V233H123ZM1 235H2V234H1ZM1 235H0V264H43V263L46 261V259H47V258L51 255V253H52V252L49 250L50 247L48 248L46 245H45L46 247H43V248H42V247H39V246L37 245V246L30 247V248H28L27 250H18V251H17V250H14L13 248H11V247L8 245V242L3 238L4 236L1 237ZM31 235H32V234H31ZM35 235H36V234H35ZM62 235H65V234L62 233ZM67 235H68V234H67ZM70 235H71V233H70ZM70 235H69V236H70ZM116 235L118 236V234H116ZM140 235H142V234H139V236H140ZM41 236H42V235H41ZM48 236H49V235H48ZM50 236H51V235H50ZM50 236H49L48 238H50ZM65 236H66V235H65ZM148 236H149V235H148ZM5 237H6V236H5ZM32 237H35V236H31V237L29 236L30 239H31ZM46 237H47V236H46ZM58 237H59V236H58ZM100 237H101V236H100ZM118 237L121 238V236H118ZM118 237H117V238H118ZM128 237H129V236H128ZM142 237L144 238V236H142ZM153 237H155V235H153ZM53 238H54V237H53ZM53 238H52V239H53ZM67 238H68V237H67ZM115 238H116V237H115ZM120 238H119V239H120ZM149 238H150V236H149ZM149 238H148V239L145 238V239L149 240ZM155 238H158V235H157V237H155ZM159 238H160V237H159ZM159 238H158V239H159ZM100 239H102V238H100ZM119 239H118V240H119ZM120 240H121V239H120ZM151 240L153 241V239H151ZM151 240H150V242H152ZM29 241H31V240H29ZM46 241H47V240H46ZM49 241H50V239H49ZM52 241H53V240H52ZM156 241H157V240H156ZM47 242H48V241H47ZM122 242H123V241H122ZM146 242H147V241H146ZM148 242H149V241H148ZM49 243H50V242H49ZM58 243H59V242H58ZM133 243H134V242H133ZM143 243H144V242H143ZM54 244H55V241H54ZM63 244H65V243L63 242ZM118 244H119V242H118ZM123 244H124V243H123ZM141 245H142V244H141ZM59 246H61V245H59ZM104 246H106V245H104ZM125 246H126V244H125ZM64 247H65V246H64ZM110 247H111V246H110ZM111 248H112V247H111ZM148 248H149V247H148ZM104 249H105V248H104ZM145 249H146V248H145ZM55 250H56V249H55ZM105 250H107V249H105ZM53 251H54V250H53ZM59 253H60V252H59ZM61 253H64V252H61ZM61 253H60V254H61ZM128 254H129V253H128ZM176 254H177V253H176ZM225 255H226V254H225ZM109 256H110L111 259L113 260V256H112L111 254H109ZM164 256H165V255H164ZM169 256H170V253H169ZM103 257H104V256H103ZM171 257H172V256H170V258H171ZM161 258H162V257H161ZM111 259L108 258V261H107V262H112ZM174 259H175V258H174ZM203 259H204V258H203ZM94 260H97V259H94ZM94 260H93L92 262H95ZM123 260H124V259H123ZM134 260H135V259H134ZM168 260H170V259H168ZM162 261H163V260H162ZM162 261H161V262H162ZM170 261H171V260H170ZM103 262H104V261H103ZM122 262H123V261H122ZM95 263H96V262H95ZM97 263H98V261H97ZM203 263H204V262H203ZM87 264H92V263H91V262H87ZM101 264H103V263H101ZM111 264H112V263H111ZM167 264H168V263H167Z\"/></svg>", "mask_w": 264, "mask_h": 264}]
</instances>
